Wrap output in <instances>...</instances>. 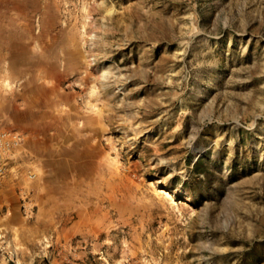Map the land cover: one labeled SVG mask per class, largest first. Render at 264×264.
<instances>
[{
    "label": "rangeland",
    "instance_id": "obj_1",
    "mask_svg": "<svg viewBox=\"0 0 264 264\" xmlns=\"http://www.w3.org/2000/svg\"><path fill=\"white\" fill-rule=\"evenodd\" d=\"M3 114L0 264H264V0H0Z\"/></svg>",
    "mask_w": 264,
    "mask_h": 264
},
{
    "label": "bare ground",
    "instance_id": "obj_2",
    "mask_svg": "<svg viewBox=\"0 0 264 264\" xmlns=\"http://www.w3.org/2000/svg\"><path fill=\"white\" fill-rule=\"evenodd\" d=\"M103 4H105V3L103 2ZM112 9H113V6L112 5H110L109 7L107 6L106 13H111L112 12ZM5 47H6L5 49H7V50L11 49L12 48V43L6 44ZM105 72H106V69L103 68L102 71H101V74H104ZM30 103H31V107H33L34 104H35V102H33V101H30ZM9 125H10V123H9L7 117L5 116V114H3V118L0 120L1 130H2L3 134H5V136L4 135L3 136L0 135V142H2V145H3V142H6L9 139V136H12L13 135V134L11 135L8 132L9 131V127L12 126V125L11 126H9ZM74 165H76V164L74 163L73 166ZM79 166H80L79 170H82L84 168L83 163H79Z\"/></svg>",
    "mask_w": 264,
    "mask_h": 264
}]
</instances>
